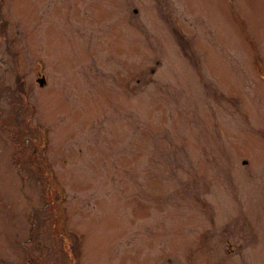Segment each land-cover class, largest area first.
Instances as JSON below:
<instances>
[{
	"label": "rangeland",
	"instance_id": "rangeland-1",
	"mask_svg": "<svg viewBox=\"0 0 264 264\" xmlns=\"http://www.w3.org/2000/svg\"><path fill=\"white\" fill-rule=\"evenodd\" d=\"M0 264H264V0H0Z\"/></svg>",
	"mask_w": 264,
	"mask_h": 264
},
{
	"label": "trees",
	"instance_id": "trees-1",
	"mask_svg": "<svg viewBox=\"0 0 264 264\" xmlns=\"http://www.w3.org/2000/svg\"><path fill=\"white\" fill-rule=\"evenodd\" d=\"M257 71H258V73L261 75L262 74V70H261V67H260V65L259 66H257Z\"/></svg>",
	"mask_w": 264,
	"mask_h": 264
},
{
	"label": "water",
	"instance_id": "water-1",
	"mask_svg": "<svg viewBox=\"0 0 264 264\" xmlns=\"http://www.w3.org/2000/svg\"><path fill=\"white\" fill-rule=\"evenodd\" d=\"M38 83L40 84V86H43V85H44V80L40 79V80L38 81Z\"/></svg>",
	"mask_w": 264,
	"mask_h": 264
}]
</instances>
